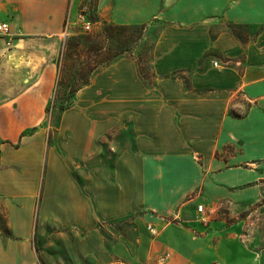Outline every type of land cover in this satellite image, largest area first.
<instances>
[{"label":"crops","instance_id":"1","mask_svg":"<svg viewBox=\"0 0 264 264\" xmlns=\"http://www.w3.org/2000/svg\"><path fill=\"white\" fill-rule=\"evenodd\" d=\"M79 9L78 0H0L11 41L0 38V62L23 60L21 47L43 48L44 55H31L29 77L57 85L60 36L68 35L67 21L77 25ZM95 12L117 26L167 25L155 42L151 82L122 58L74 95L72 119L62 123L70 138L61 147L62 166L68 159L74 166L46 178L40 225L70 230L79 258L60 264H141L150 256L144 227L137 246L122 237L107 245L99 225L161 227L202 185L193 156L210 166L218 150L241 139L247 149L235 159H264V135L256 134L264 128V0H96ZM238 94L253 102L243 118L231 110ZM222 175H211L219 191ZM27 214L18 219L11 211L13 238L0 236V264H25L28 255L58 264L37 255Z\"/></svg>","mask_w":264,"mask_h":264},{"label":"rangeland","instance_id":"2","mask_svg":"<svg viewBox=\"0 0 264 264\" xmlns=\"http://www.w3.org/2000/svg\"><path fill=\"white\" fill-rule=\"evenodd\" d=\"M78 1L79 14L88 15L94 27L91 33L83 34L74 19L67 21L68 35L64 32L60 36L57 50L58 86L56 80L29 77L33 69L29 62L33 61L32 56L44 55L43 48L21 47L27 52L23 60L0 62L1 240L6 243L13 238L11 211L18 219L24 214L29 219V212L35 228L31 245H35L38 256L46 255L58 264L59 260L72 263L79 258L74 256L72 234L70 230L57 229L49 220L40 225V206L49 174L74 166L70 159L66 160V168L62 166L61 148L70 138L62 123L64 119L71 120L74 114L73 92L85 87L84 82L92 81L107 61L113 59H132L139 75L151 82L155 42L167 25L130 27L102 22L95 12L96 0ZM87 35L92 36V41L98 40L99 48L88 55L73 49L72 57L67 59L69 43ZM0 38L6 44L10 41L8 37ZM88 63L91 67L97 63L103 66L90 73ZM252 106L253 102L239 94L231 102L232 113L238 118L245 117ZM256 134L264 135V128ZM246 147L241 139L237 144L224 146L210 158V166H205L200 155L193 156L201 167L202 185L184 199L176 214L161 221V227L152 222L143 226L126 220L99 225L97 229L107 245L117 243L122 237L137 246L144 239L140 232L144 227L150 256H143L141 264H167L171 259L175 262L170 264H264V159H235ZM213 173H223V191L213 182ZM226 175L231 176L227 184ZM199 205L203 206L202 213L196 212ZM150 230H155L156 235ZM24 259L25 264H46L29 255Z\"/></svg>","mask_w":264,"mask_h":264},{"label":"trees","instance_id":"3","mask_svg":"<svg viewBox=\"0 0 264 264\" xmlns=\"http://www.w3.org/2000/svg\"><path fill=\"white\" fill-rule=\"evenodd\" d=\"M93 39H92V36H89V35H87L84 39H82V40H77V41H71L70 43H69V47H67V50H66V53H65V57L67 58V59H70L71 57H72V50L74 49V50H80L81 52H83L84 54H89V53H91L92 51H95V49L97 50L98 48H99V43H98V40H96V41H92ZM77 52H79V51H77ZM80 53V52H79ZM115 59H113V60H108L107 61V64L105 65L106 67L107 66H109L110 64H112L113 63V61H114ZM103 66V64H101V63H97L96 65H94L93 67H91V65L88 63L87 65H86V67L88 68V71L90 72V73H92V72H94L97 68H99V67H102ZM59 76H58V80H57V86L59 85ZM89 80H86L85 82H84V86H87L88 84H89ZM81 88H78V89H76V90H74V94L73 95H75L79 90H80Z\"/></svg>","mask_w":264,"mask_h":264},{"label":"built area","instance_id":"4","mask_svg":"<svg viewBox=\"0 0 264 264\" xmlns=\"http://www.w3.org/2000/svg\"><path fill=\"white\" fill-rule=\"evenodd\" d=\"M77 26L80 27L83 34H89L92 32L94 23L92 20L87 17L85 13H80L77 16ZM9 36V26L6 23H0V37H8ZM10 46V42L7 43ZM218 63H214V67L218 68ZM199 213L203 211V207H198ZM152 235H156L155 230H150Z\"/></svg>","mask_w":264,"mask_h":264}]
</instances>
